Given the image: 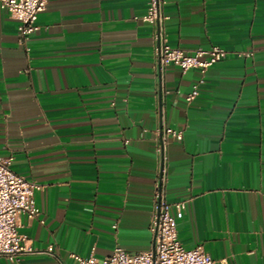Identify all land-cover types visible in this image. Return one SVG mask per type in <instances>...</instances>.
I'll return each mask as SVG.
<instances>
[{
  "label": "crops",
  "instance_id": "1",
  "mask_svg": "<svg viewBox=\"0 0 264 264\" xmlns=\"http://www.w3.org/2000/svg\"><path fill=\"white\" fill-rule=\"evenodd\" d=\"M147 6L47 0L24 41L0 10V154L40 185L39 214L17 218L25 250L0 264L147 250L157 187L188 199L184 247L201 244L213 264H264V0H165L169 45L227 50L203 75L159 64ZM165 125L182 138L161 152Z\"/></svg>",
  "mask_w": 264,
  "mask_h": 264
},
{
  "label": "built area",
  "instance_id": "2",
  "mask_svg": "<svg viewBox=\"0 0 264 264\" xmlns=\"http://www.w3.org/2000/svg\"><path fill=\"white\" fill-rule=\"evenodd\" d=\"M164 3L165 0H148L147 11L141 17L154 25L153 37L159 64L176 65L183 73L188 69H198L203 75L210 66L226 56L227 50L218 45H211L188 52L169 45L163 27V20L166 18L162 11ZM46 4L47 0H0V10L17 19L18 38L24 41L38 29L37 15L45 9ZM244 55L250 56L251 53L244 52ZM201 82L202 78H199L192 84L185 96L187 101L197 96ZM172 138L180 140L182 132L165 125L159 139V151L163 152ZM10 164L11 157L0 154V256L12 260L25 250V236L18 231L17 218L20 214L30 218L39 214L34 191L39 189L40 185L14 172ZM159 172L161 182L166 168L162 165ZM153 202L150 224L153 247L138 252H127L120 246H115L110 254L102 257L93 253L82 256L75 252H70V257L77 264H213L214 259L201 244L186 248L177 238V221L183 216L188 199L170 202L166 199L164 191L157 187ZM45 251L52 253L53 249L48 246Z\"/></svg>",
  "mask_w": 264,
  "mask_h": 264
},
{
  "label": "water",
  "instance_id": "3",
  "mask_svg": "<svg viewBox=\"0 0 264 264\" xmlns=\"http://www.w3.org/2000/svg\"><path fill=\"white\" fill-rule=\"evenodd\" d=\"M152 247H153V243H152Z\"/></svg>",
  "mask_w": 264,
  "mask_h": 264
}]
</instances>
